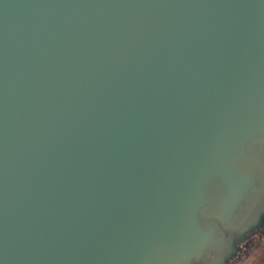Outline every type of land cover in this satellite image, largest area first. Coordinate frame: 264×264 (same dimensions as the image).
Returning <instances> with one entry per match:
<instances>
[{
	"label": "water",
	"instance_id": "obj_1",
	"mask_svg": "<svg viewBox=\"0 0 264 264\" xmlns=\"http://www.w3.org/2000/svg\"><path fill=\"white\" fill-rule=\"evenodd\" d=\"M264 229V0H0V264H229Z\"/></svg>",
	"mask_w": 264,
	"mask_h": 264
},
{
	"label": "flooded vegetation",
	"instance_id": "obj_2",
	"mask_svg": "<svg viewBox=\"0 0 264 264\" xmlns=\"http://www.w3.org/2000/svg\"><path fill=\"white\" fill-rule=\"evenodd\" d=\"M229 264H264V229L254 234L239 259Z\"/></svg>",
	"mask_w": 264,
	"mask_h": 264
},
{
	"label": "rangeland",
	"instance_id": "obj_3",
	"mask_svg": "<svg viewBox=\"0 0 264 264\" xmlns=\"http://www.w3.org/2000/svg\"><path fill=\"white\" fill-rule=\"evenodd\" d=\"M247 243H248V242H247ZM247 243H246V244H247Z\"/></svg>",
	"mask_w": 264,
	"mask_h": 264
}]
</instances>
